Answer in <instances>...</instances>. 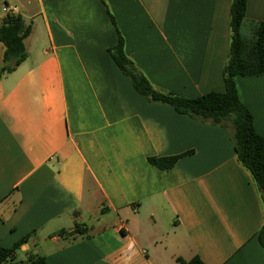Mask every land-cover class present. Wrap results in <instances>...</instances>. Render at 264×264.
<instances>
[{"label":"crops","instance_id":"obj_1","mask_svg":"<svg viewBox=\"0 0 264 264\" xmlns=\"http://www.w3.org/2000/svg\"><path fill=\"white\" fill-rule=\"evenodd\" d=\"M6 2L31 33L0 77V244L32 233L21 250L47 264H264L261 190L229 130L140 94L109 51L122 36L159 91L224 92L232 0ZM236 84L264 137V74Z\"/></svg>","mask_w":264,"mask_h":264},{"label":"trees","instance_id":"obj_2","mask_svg":"<svg viewBox=\"0 0 264 264\" xmlns=\"http://www.w3.org/2000/svg\"><path fill=\"white\" fill-rule=\"evenodd\" d=\"M250 26L252 35L245 37L243 27ZM31 33V26L26 25L20 16L4 19L0 25V40L6 49L3 73L14 70L28 56L25 44ZM110 53L133 87L150 100L170 104L177 112L214 124L225 126L233 140L238 161L250 171L261 190L264 205V137L254 126L253 115L241 101L236 84V76H254L264 74V21H250L247 18V0H232L231 5V42L228 60L223 70L225 91H211L199 97L190 98L174 92H162L154 88L151 81L127 56L124 39L120 36L117 45L110 48ZM186 154L165 157H149L150 163L166 170L173 167ZM32 233L25 235L12 247L0 244V264H47L41 254L24 251L25 258L17 259L18 251L28 243ZM259 240L264 247V225L259 232ZM178 264H205L199 256L191 260L181 257Z\"/></svg>","mask_w":264,"mask_h":264},{"label":"rangeland","instance_id":"obj_3","mask_svg":"<svg viewBox=\"0 0 264 264\" xmlns=\"http://www.w3.org/2000/svg\"><path fill=\"white\" fill-rule=\"evenodd\" d=\"M8 3L6 2V0H0V14H1V12H3L2 11V8H3V6L4 5H7ZM8 5H11V4H8ZM243 35L245 36V37H250L251 35H252V33H251V31H250V26H248V25H245L244 27H243ZM24 251H18V257H17V259L16 260H21V259H24L25 258V256H24V253H23Z\"/></svg>","mask_w":264,"mask_h":264},{"label":"built area","instance_id":"obj_4","mask_svg":"<svg viewBox=\"0 0 264 264\" xmlns=\"http://www.w3.org/2000/svg\"><path fill=\"white\" fill-rule=\"evenodd\" d=\"M5 19L11 16H17L18 8L14 5H4L2 8Z\"/></svg>","mask_w":264,"mask_h":264}]
</instances>
